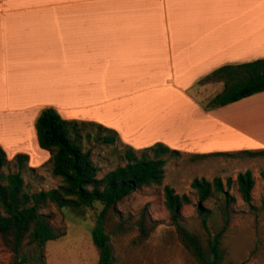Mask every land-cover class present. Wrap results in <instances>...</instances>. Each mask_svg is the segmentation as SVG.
I'll return each instance as SVG.
<instances>
[{"label":"crops","instance_id":"1","mask_svg":"<svg viewBox=\"0 0 264 264\" xmlns=\"http://www.w3.org/2000/svg\"><path fill=\"white\" fill-rule=\"evenodd\" d=\"M258 58L264 0H0V145L46 163L35 121L53 106L135 148L262 149L252 112L264 113V91L211 109L192 93L221 66Z\"/></svg>","mask_w":264,"mask_h":264},{"label":"trees","instance_id":"2","mask_svg":"<svg viewBox=\"0 0 264 264\" xmlns=\"http://www.w3.org/2000/svg\"><path fill=\"white\" fill-rule=\"evenodd\" d=\"M210 81L222 82L223 87L204 103L206 109L264 91V58L226 64L202 78L200 83ZM35 126L39 145L50 153L46 163L53 177L60 178L61 183L49 189H31L24 177L26 168L35 169L28 164L29 154L19 152L9 159L0 145V239L13 253L14 264H46V244L66 234L65 229L57 230L52 225L45 212L52 205L85 210L97 203L101 210L92 229V239L99 253L97 264H115L110 235L106 232L109 211L115 210L131 193L144 188L162 190L171 223L184 248L198 264H230L225 261L223 248V237L230 228L234 212L235 196L230 193V187L235 184L242 199L251 203L256 180L250 171L239 173L234 180L228 178L227 182L220 176L195 177L191 183L195 193L181 194L165 183L169 157L181 156V150L161 142L143 148L127 144L123 154L126 163L100 176L101 168L85 138L114 144L119 138L117 131L93 121L64 118L53 106L41 109ZM88 127H97L96 136H92ZM83 131H87L85 136ZM216 155L254 158L264 155V148L195 153L191 158L199 160ZM7 165L10 170H3ZM193 196L197 197L196 202ZM211 200L222 217L221 226L215 230L210 225L213 209L207 204ZM190 204L196 206L200 228L190 229L184 221L183 208ZM156 225V220H149L147 211L142 212L137 220L139 239H147Z\"/></svg>","mask_w":264,"mask_h":264},{"label":"rangeland","instance_id":"3","mask_svg":"<svg viewBox=\"0 0 264 264\" xmlns=\"http://www.w3.org/2000/svg\"><path fill=\"white\" fill-rule=\"evenodd\" d=\"M222 87V82H213L204 85L200 93L196 90L192 93L207 102L206 97H211ZM257 112L262 111L256 110V114ZM258 126L260 124L253 129ZM87 130H91L92 136H96L97 127H88ZM83 132L85 136L87 131ZM85 143L93 148V158L101 168L100 176L117 165L126 163L123 154L127 144L119 138L114 144H105L86 137ZM16 145L28 146L26 143H19L14 145V149L17 148ZM12 152L10 149L11 154ZM33 168L35 169L26 168L24 171L31 189H49L61 183L60 178L53 177L49 164ZM3 170L9 171L10 167L7 165ZM246 171H250L256 180L253 200L251 203L245 202L237 186L232 184L230 187L235 202L230 228L223 237L225 261L230 264H264V155L254 158L216 155L199 160H193L191 154L171 156L166 167L165 183L173 186L178 193L192 194L195 191L191 183L195 177L213 179L220 176L227 182L228 178L234 180L239 173ZM193 197L196 202L197 197ZM207 204L213 209L214 216L210 225L215 230L221 226L222 217L214 200ZM100 210L98 203L85 210L72 206L59 208L57 205L46 210L52 225L57 230H66L64 236L46 244V264H97L99 253L92 239V229ZM144 211H147L150 221L156 220L157 225L147 239L140 240L137 220ZM183 216L190 229L200 228L195 204L185 206ZM106 232L110 235L109 243L115 256V264H198L184 248L171 223L161 189L144 188L125 197L115 210L109 211ZM0 264H14L13 253L1 239Z\"/></svg>","mask_w":264,"mask_h":264},{"label":"bare ground","instance_id":"4","mask_svg":"<svg viewBox=\"0 0 264 264\" xmlns=\"http://www.w3.org/2000/svg\"><path fill=\"white\" fill-rule=\"evenodd\" d=\"M252 113H253L252 115H253L254 119H256L257 121H263V123H264V116H263L264 113L263 112H260V113L257 112V114H256V110H255V113L254 112H252Z\"/></svg>","mask_w":264,"mask_h":264}]
</instances>
